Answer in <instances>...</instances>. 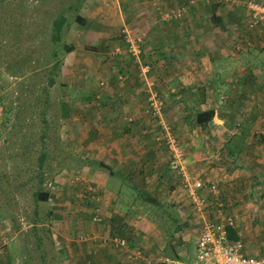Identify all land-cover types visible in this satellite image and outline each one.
Listing matches in <instances>:
<instances>
[{
	"label": "rangeland",
	"instance_id": "1",
	"mask_svg": "<svg viewBox=\"0 0 264 264\" xmlns=\"http://www.w3.org/2000/svg\"><path fill=\"white\" fill-rule=\"evenodd\" d=\"M70 1L0 0V264H88L85 249L87 246L96 252L100 250L104 255H108L110 258L114 257L117 261L119 259V263L124 264H133L132 260L127 257L133 247L140 249L146 258L166 253L178 259H185L189 256L188 259L192 261L194 240L200 229L195 222L202 223V220L209 219L222 220L224 217L216 218L211 209L197 210L186 193L182 200L176 202L175 197L169 195L166 190L170 192L175 188L181 190L179 174L164 178V181H159V183L150 181V178H141L138 174V177L135 174L126 177L128 183L137 189L151 193L154 198L162 202V209L169 210L171 216L176 217L177 222L172 221L174 231L169 234L171 241L168 242L169 239H166L164 229L162 232L161 228H155L157 231L153 233L151 225L147 224L151 221L152 215L157 214L154 210L158 209L152 208L151 210V206L140 199L137 191L131 188L123 193L122 199L124 198V200H120V202L122 201L121 207L114 210V201L111 203L110 200L104 199V196H100L96 192L95 182L89 177L92 172L91 168L97 166V161L92 156L86 155L83 159L78 156V153L83 154L80 143H83L91 132L98 131L101 126L107 128V125L99 124L98 119L103 118L104 108L102 109L99 100L101 97H96L95 94L106 93L108 86H113V83L117 84L116 81L122 80L120 75H123V81L127 77L136 80L134 76L137 72L141 84L153 81L149 77L150 70L144 76L138 75V72L139 74L141 72V66L146 63L151 65L152 59L150 53H145L143 48H141L142 51L138 58L128 57L125 42L122 40L124 32L117 30L116 26L106 25L101 30V33H106L109 38L103 49L96 48L100 45H94L96 41L92 36H89L88 30H92L93 33L94 31L99 32L97 29L100 28V25L88 17H91L89 15L96 11L90 7H98V3L95 0H90V3L83 0L78 13L85 18V25H80L72 20L74 14L71 15L68 12L70 24L63 35L64 42L76 49L70 54L72 67L68 68L66 64L60 63V71L55 84L47 86L48 68L53 63L51 60L46 65L49 52V47L46 44L47 33L51 19ZM159 1L121 0L120 6L122 11L123 7L126 10L133 9L134 15L136 14L137 17L144 10L164 16L165 13H168L164 9L174 7L173 4L168 3L165 8L164 3ZM163 1L169 2V0ZM183 2L185 5L182 3L171 14H168L173 15L178 8L183 6L185 7L184 14L188 9L187 5L193 4L200 8L208 7L206 11H209V6L215 5L216 8L213 11L219 18H222L221 15L227 10L237 11L244 21L237 24L231 23L234 25V29L227 28L230 31L229 35L232 37L235 35L231 41H236L235 43L239 47H242L243 42L248 41L253 46L256 45L257 40L264 43V37L257 39L256 36L257 28L264 25V15L263 18H255L254 13L250 11L252 9L247 5H264V0H185ZM256 20L257 22H255ZM130 24L136 25V23ZM216 27L218 28V26ZM138 28L137 25L136 29ZM135 31L129 32L132 35L144 32L146 36L144 29ZM101 33H98V36ZM242 38H245L244 41L240 40ZM237 45L235 49H239ZM28 49L33 52L30 60L20 63L24 70L16 75H10L7 67L12 66L15 60L23 59L25 53H28ZM255 50H257L256 47L253 48V51ZM62 54L59 56L61 61L62 58L67 57L68 53ZM98 61H103L101 67L97 66ZM118 63H121L122 67L126 65L127 69L123 68V71L113 69L111 65L117 66ZM105 72L108 76L105 75ZM154 87L158 90L155 84ZM161 97L163 99V118L175 139L182 146L187 159L188 153H186L185 147L191 143L185 137H190L193 132H181L179 120L185 118L187 125L192 126L188 121L190 116L182 118L176 107L165 108L166 105L168 107L169 101H165L162 95ZM168 110L169 115H167ZM170 115L173 120H170ZM143 117L149 126L153 127V132H158L156 135H160L161 131L156 124L157 120L146 113ZM110 130L99 135L95 132L98 135L97 138L87 137V139H92L90 141L93 145H100V138L103 137L105 141ZM42 132H46L43 139H41ZM68 135L71 139L70 144H66V140L69 139ZM155 141L165 145L164 139H155ZM42 147H45L47 156L43 160V166L39 169L38 156ZM215 151V155L212 152L211 154L212 158L217 159L220 154L217 149ZM164 154L166 155V152ZM217 160L221 165L223 164V167H232L230 171L237 167V165H226L219 158ZM221 165L219 168L223 169ZM259 166V164L256 166V173L259 171ZM262 169L264 172V167ZM199 177L205 179L203 174H199ZM248 179L251 180L252 186V190L247 193L249 196L240 195L241 190L229 189L233 191V194L237 192L238 197L232 193L227 196L225 194L227 193L226 186H228L226 182L222 181L223 185H221L216 181L225 203L228 201L227 198L237 199L233 205L238 204V200L247 198L255 205H259L257 196L264 199V192L263 194L260 192V190H264V174L260 180L252 172ZM36 189L49 190L51 197L47 200L36 201L33 195ZM80 197H83V200ZM85 198L88 203H85ZM103 199L109 205L105 209H100ZM140 205L143 207L141 210L138 209ZM261 206L264 208V200L258 209ZM228 209L227 206L226 214L231 215L230 217L237 224L238 220H235V216ZM196 211L201 212L202 216L196 218L197 214H194ZM81 213L83 215L79 219ZM77 219L82 225L76 227V223L73 222ZM241 222V228L244 229V222ZM176 224L180 225L177 230ZM247 224L251 228V234L256 233L259 240L256 244L253 240L254 235L249 233L244 237L247 239L244 250L247 248L248 252L246 253L256 255L255 251L257 256H261L264 254V212H260L255 217L252 216ZM32 225L39 228L38 235L44 243L41 248L45 252L44 260L40 256V251L33 248L35 238L30 231ZM153 235H157V244L156 251H154L156 253L151 255L140 241L149 239ZM115 236L124 238L128 247L116 245L113 242ZM25 239L26 241H24ZM164 239L167 240L166 244H163ZM244 242L243 240V244ZM27 248L31 249L30 252L26 250ZM133 261L138 262L137 260ZM182 261L184 262V260ZM143 263L146 264L145 261ZM150 264L158 263H155L153 259Z\"/></svg>",
	"mask_w": 264,
	"mask_h": 264
},
{
	"label": "crops",
	"instance_id": "2",
	"mask_svg": "<svg viewBox=\"0 0 264 264\" xmlns=\"http://www.w3.org/2000/svg\"><path fill=\"white\" fill-rule=\"evenodd\" d=\"M183 1L179 5L184 3ZM86 2L91 1L86 0ZM95 2L98 3V7L89 6L96 11L88 18L97 21L100 28L97 29L99 32L94 31L93 33L92 30L88 32L89 36L96 41L94 45L101 46L96 48L103 49L107 44L109 36L101 33L106 25L116 26L117 30L123 32L146 30L143 50L145 53H150L152 59L150 79L153 80L158 92L165 98L164 100L169 101L168 107L166 105L165 108L176 107L182 118L190 116L188 121L192 126L187 125L185 118L179 120L181 132H193L190 137H185L191 143L185 147L188 153L186 161L189 162L187 163L189 172H192V175L195 174L194 176L203 174L204 180L217 181L221 185H223L222 181L226 182L228 186H226L227 193L225 194L227 196L230 193L233 194V191L229 190L231 188H234V191L241 190L240 195L249 196L247 193L252 190L251 180L253 178L250 177L251 180H249L248 177L254 172L261 180L264 174L262 169L264 167V43L257 40L256 45L253 46L249 41L243 42L240 49L236 41H231L235 35L233 37L229 35L230 31L227 28L234 29L231 23L237 24L244 21L237 11L227 10L221 15L222 18H219L211 6H209V11H206L208 7L200 8L193 4L187 5V11L179 20H172L173 18L168 13L159 16L148 10L142 11L137 17L133 9L126 10L123 7L122 11L121 0H95ZM130 23H136V25L132 26ZM137 25L138 29H136ZM98 33H101L100 37ZM256 36L257 39L264 37V25L257 28ZM244 39L240 40L244 41ZM236 45L239 49H235ZM255 47L257 50L253 51ZM102 62L98 61L97 66L101 67ZM111 66L116 71L127 69L126 65L122 67L121 63ZM135 73L136 80L127 77L125 81H116L117 84L113 83V86H108L106 93L95 94L96 97H101L99 100L102 109L104 108L103 118L98 119L99 124H105L107 128L100 125L98 131L91 132L87 137L97 138L99 134L111 129L110 134L105 133L107 135L106 138L104 137L105 141L103 137L100 138L101 142L97 139L100 145H93L90 141L92 139L86 137L83 143H80L83 154L78 153L81 159L88 155L97 161V166L91 168L92 172L89 177L95 182L96 192L100 196H104V199L110 200L111 203L114 201V210L121 207L122 201L120 200H124L122 196L124 197L125 191L131 188L137 191L135 186L128 183L126 177L135 174L137 177L139 175L141 178H150V181L159 183V181H164V178L178 174L171 173L167 169L169 158L167 147L155 141L158 132H153V127H150L143 117L146 103L145 83L141 84L137 72ZM105 75L108 76L107 72ZM138 75H140L139 72ZM208 109L214 110L212 118L205 124H196L194 115ZM169 114L168 110L167 115ZM124 116H131L132 120L125 121ZM170 116V120H173L172 115ZM156 124L159 126L158 123ZM159 130H161L160 127ZM68 138L66 144L71 143L69 142L70 135ZM215 149L219 152L218 158L222 160V163L225 162L229 166L237 165V167L233 171H230L232 167H223V164L221 165L217 160L218 158H212L211 152L215 155ZM258 164L260 165L259 171L256 173ZM220 165L223 169L219 168ZM180 189L175 188L171 192L169 190L166 192L173 195L178 202L184 198L186 193L183 188ZM260 192L263 194L264 190ZM233 195L239 196L237 192ZM257 197L260 205L264 199ZM80 199L83 200V197ZM104 199L103 202H105ZM227 200L228 211L232 212L235 220L240 223L238 225V222L236 224L233 220V227L239 238L242 242L245 241L244 247L247 240L244 237L249 233L254 235L253 240L257 244L259 237L256 233L251 234L247 221L252 216L263 213L264 208L261 206L258 209L259 205H255L247 198L238 200L236 205L233 204L237 199L227 198ZM103 202H101L100 209H105L109 205L108 202ZM85 203H88L87 198H85ZM96 204L98 205V202ZM148 204L151 210L152 208L158 210L153 209L157 214L152 215L151 221L147 224L151 225L153 233L157 231L155 228H161L162 232L164 229L166 239H169L168 242L171 241L169 234L174 231V227L168 210L159 206L156 208L157 206L154 207L155 205L151 203ZM138 209H143L142 205ZM194 214H197L194 215L196 218L202 216L201 212L196 211ZM82 215L81 213L78 218H82ZM241 221L244 222L245 231L243 227L241 228ZM73 223H76V227L82 225L78 219ZM195 224L200 228V222L196 221ZM156 239L157 235H153L149 239L140 241L151 255L156 253L154 252L156 251ZM167 240L163 244H166ZM85 249L88 264H104L105 262V264H124L119 263V259L117 261L114 257L104 255L100 250L99 252L91 250L90 246ZM245 252H248L247 248ZM254 254L257 255V252L254 251ZM152 257L150 256L155 263L173 264L176 260L185 262L189 256L185 259H178L163 253ZM137 261L132 262L133 264H144L141 260Z\"/></svg>",
	"mask_w": 264,
	"mask_h": 264
},
{
	"label": "built area",
	"instance_id": "3",
	"mask_svg": "<svg viewBox=\"0 0 264 264\" xmlns=\"http://www.w3.org/2000/svg\"><path fill=\"white\" fill-rule=\"evenodd\" d=\"M192 1V0H190ZM252 10L255 18H263L264 5L247 4ZM185 7H180L174 13L179 17L183 14ZM257 22V20L255 21ZM144 32L131 34L124 31L125 50L128 55L138 58L141 54V45L144 39ZM150 70V64L141 66L140 75L144 76ZM123 75L120 78L123 80ZM103 83V82H101ZM145 113L157 120L161 128V134L157 139H164L169 158L167 169L171 173H178L181 176V186L193 201L194 207L202 211L213 210L218 219L202 220L200 230L194 241V258L183 262L176 260L173 264H264V254L261 256L251 255L245 252L244 244L240 238L230 239L228 237L227 225H234L233 219L226 214V203L215 181L204 180L199 176L192 175L187 167L186 156L182 146L171 133L169 125L163 118V99L158 90L154 87L153 81L145 82ZM125 121H131V116H124ZM113 242L121 247H128L127 241L115 236ZM127 257L133 260L151 263V258L142 255L140 249L132 248Z\"/></svg>",
	"mask_w": 264,
	"mask_h": 264
},
{
	"label": "trees",
	"instance_id": "4",
	"mask_svg": "<svg viewBox=\"0 0 264 264\" xmlns=\"http://www.w3.org/2000/svg\"><path fill=\"white\" fill-rule=\"evenodd\" d=\"M182 1L183 0H169V2L164 1L163 3L165 5V8H166L167 3L173 4V6H174L172 8L164 9L165 12H168L171 14L174 11V9L176 8V6H179V3ZM82 2H83V0H71L64 7V9H60L57 12L56 16L51 19L50 28H49V31L47 33V40H46V44L49 47L46 65L49 64V62L51 60H53V63L48 68L49 74H48V79H47V86H53L55 84L56 77L60 71L59 70L60 69V63H62V65L66 64L68 68H71L70 54H72V51L74 50V48L72 45H68L64 42L63 35L65 33L64 31L66 30V28L70 24V21L68 20V12L71 15L74 14V18L72 20L79 23L80 25H85V18L80 13H78L79 6L82 4ZM211 8L214 9V8H216V6L213 5V6H211ZM171 17L173 18L172 20H179L180 17H182V16L175 17L173 14V15H171ZM123 36H124V34H122V40H124ZM144 45H145L144 42H142L141 48H143ZM32 52L33 51L31 49H28V53H25V55H24L25 57L23 59L15 60L12 66L7 67V71L10 73V75H16L20 71L24 70L23 65L20 63L26 62L27 60H30L32 57L31 56ZM61 53H63V54L68 53L67 57L62 58L63 62L61 61V58H59ZM128 57L134 58V56H131V55H129ZM151 67H153V66L150 65V69H151ZM44 90L46 91V89H44ZM47 101L48 100L46 99V103H47ZM213 114H214L213 109H208V110L198 112L193 117L194 122L196 124H199V125L205 124L208 122L209 119L212 118ZM45 135H46V132H42L41 133V139H43L45 137ZM46 156H47V153L45 151V147H42L41 153L38 156V168L39 169H41V167L43 166V160L46 158ZM40 176H42V175H40ZM40 181H42L41 178H40ZM137 193H138L140 199H142L143 201L151 203V204L159 206V207H163V204L161 202H159L156 198H154L151 193L144 191V190H138V189H137ZM33 195H34V199L36 201L47 200L48 198L51 197V192L47 189H45V190L44 189H36L33 192ZM168 213H169L170 218H172V220L174 222H177L176 217H172L169 210H168ZM175 227L177 230L180 227V225L176 224ZM226 228H227V232H228V237L230 239H238L239 238V236L236 232V229L233 226L227 225ZM30 231L32 232L31 234L34 235V238H35V243H34L33 248L36 251H40V256H41L42 260H44L45 259L44 258L45 252L43 250H41L42 246H44V243H43L42 238L38 235L39 228L36 225H32V227L30 228ZM24 241H26V239ZM50 243H52V241H50ZM24 245H26V243H24ZM31 248H32V246H31ZM26 250H28L30 252L31 249L27 248Z\"/></svg>",
	"mask_w": 264,
	"mask_h": 264
}]
</instances>
